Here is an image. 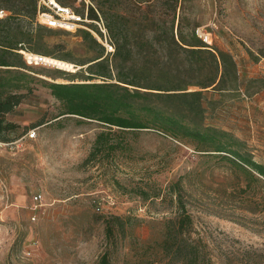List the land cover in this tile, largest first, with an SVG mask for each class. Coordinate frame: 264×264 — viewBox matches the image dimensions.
<instances>
[{
  "label": "rangeland",
  "instance_id": "obj_1",
  "mask_svg": "<svg viewBox=\"0 0 264 264\" xmlns=\"http://www.w3.org/2000/svg\"><path fill=\"white\" fill-rule=\"evenodd\" d=\"M31 1L0 0V36L18 35L32 51L10 61L35 79L7 116L19 128L0 140V264H105V256L107 264H182L163 243L184 207L192 228L174 235L198 249L201 264H264V177L158 129L115 130L117 152L88 164L105 127L60 117L65 106L45 84L103 82L97 75L108 71L112 83L169 82L168 89H183L178 94L200 93L150 103L182 113L191 127L229 134L235 151L264 166V0H56L83 18L72 30L40 24ZM118 17L131 34L128 62L103 45L102 30L109 36ZM193 33L206 51L193 54L172 41L174 34L191 45ZM101 61L107 70L91 74L88 67Z\"/></svg>",
  "mask_w": 264,
  "mask_h": 264
},
{
  "label": "trees",
  "instance_id": "obj_2",
  "mask_svg": "<svg viewBox=\"0 0 264 264\" xmlns=\"http://www.w3.org/2000/svg\"><path fill=\"white\" fill-rule=\"evenodd\" d=\"M30 5L33 6V11L36 13L39 7L38 0H32ZM148 16V11H142L140 19L144 20ZM91 18L96 21L100 20V16L94 11ZM118 20L119 23L116 21V23H111L112 26L109 25V39L115 46L114 56L117 59L127 56V60H125L128 62L132 59V49L128 50L129 44L126 43L127 40H132L130 38L131 34L126 30L128 21L126 22L125 19L120 17H118ZM87 37L93 40L90 34ZM175 38L176 36L172 34V41L176 46L180 48L187 46L189 48H185V50H189L188 52L193 54H199L206 51L205 48H208L195 33L192 34L193 42H191V45L184 39L177 42ZM124 39L127 40L124 42ZM21 51L32 53L30 49L25 47L24 42L18 39V35L9 33L7 36H0V140L4 139L7 133L19 128V125L9 122L7 116L16 113L17 108L27 100L30 92H32L29 84L35 80L30 74L21 70L27 68L20 67L15 62L10 61V57L22 58ZM101 67L107 70L104 61L89 66L88 70L91 74L97 75L93 71L95 68ZM97 76L104 78V81L96 82L95 77L90 76L84 82L78 80H73L68 84L45 82L46 86L51 89L53 97L65 106V112L60 117L69 116L96 121L105 127L106 130L97 137L94 148L87 159L88 164L103 158H111L117 152L119 147L111 140L115 130L124 133L158 129L179 140L190 141L199 152H211L218 156H224V158H228V155L233 156L238 161L237 163V161L231 160L235 167L244 170L249 176L253 177L254 171L264 177V166L235 151L236 141L229 134L213 129L203 131L191 127L183 120L182 113L177 112L169 115L165 110L154 107L150 103L153 96L161 100L165 98L180 99L197 96L200 93L178 94L183 89H168L166 85L168 86L169 82L145 88L142 87L141 83L119 77L117 83H112L114 79L108 71ZM211 80L212 85L210 86H214L216 80L214 78ZM200 86L202 88L209 87L206 85ZM142 88L146 89L147 92H142L140 90ZM144 198L147 199L148 196L145 194ZM183 209L185 210L183 216L176 221L175 225L173 224L172 228H168L163 248L171 257L175 259L182 258V264H201L198 249L181 244L177 241V236L174 235H183L187 232V229L192 228L193 219L186 208ZM108 231L111 234L113 232L110 228ZM103 261L107 264V256Z\"/></svg>",
  "mask_w": 264,
  "mask_h": 264
},
{
  "label": "built area",
  "instance_id": "obj_3",
  "mask_svg": "<svg viewBox=\"0 0 264 264\" xmlns=\"http://www.w3.org/2000/svg\"><path fill=\"white\" fill-rule=\"evenodd\" d=\"M45 6L48 8V13H41L42 7ZM5 12H0V17H4ZM84 20L82 17L76 15V13L70 9L66 8L59 3H57L56 0H39V22L40 24L46 25L49 28L53 29H64V30H72L77 27L79 23H82ZM104 33V42L103 45L105 46L107 52L109 54L115 53V46L112 43V41L109 39V36L107 35L106 30H102ZM37 62V61H35ZM38 63V62H37ZM33 132V131H32ZM30 132V135L32 134ZM1 192H0V200H1ZM40 199H43V196L39 195L36 196V201H40Z\"/></svg>",
  "mask_w": 264,
  "mask_h": 264
},
{
  "label": "bare ground",
  "instance_id": "obj_4",
  "mask_svg": "<svg viewBox=\"0 0 264 264\" xmlns=\"http://www.w3.org/2000/svg\"><path fill=\"white\" fill-rule=\"evenodd\" d=\"M37 56H33L32 58L35 59L36 61H39L41 60V62H47V63H51V64H54V65H57V66H60L62 68H67V69H70L72 68V65L68 64V63H65V62H62V61H57V60H53V59H50V58H45V57H38L36 58ZM32 60V59H30Z\"/></svg>",
  "mask_w": 264,
  "mask_h": 264
}]
</instances>
